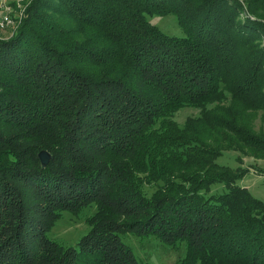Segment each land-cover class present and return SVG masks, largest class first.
<instances>
[{
    "label": "trees",
    "instance_id": "16d2710c",
    "mask_svg": "<svg viewBox=\"0 0 264 264\" xmlns=\"http://www.w3.org/2000/svg\"><path fill=\"white\" fill-rule=\"evenodd\" d=\"M248 4L30 2L0 40V264H139L127 234L184 244L181 264H264V205L217 163L264 156L247 119L264 109V25ZM168 16L170 34L152 22ZM183 108L200 114L179 127ZM91 210L77 247L49 237Z\"/></svg>",
    "mask_w": 264,
    "mask_h": 264
},
{
    "label": "rangeland",
    "instance_id": "374dc122",
    "mask_svg": "<svg viewBox=\"0 0 264 264\" xmlns=\"http://www.w3.org/2000/svg\"><path fill=\"white\" fill-rule=\"evenodd\" d=\"M4 8L8 9L9 16L13 23L11 26L0 29V40L10 38L20 26L26 16V9L33 0H0ZM241 5L250 6L253 4V11L264 25V0H236ZM158 25L160 30L173 33L177 30L175 20L168 17H160L152 21ZM261 41L256 45L261 48L259 53L264 55V28L260 32ZM200 110L196 108H183L176 112L172 120L183 127L187 119L198 118ZM252 131L264 138V109L253 110L248 114ZM217 159V163L232 169H244L246 175L237 184L245 188L250 195L264 205V156H260L252 151L245 150H226ZM215 190V188H213ZM91 212H85L80 216H72L68 213L58 221L50 231L49 237L66 247H77L79 240L87 233L88 227L85 217ZM123 243L129 246L139 259V264H181L186 251L185 245L177 243L169 246L152 237H138L137 235L127 234L122 237Z\"/></svg>",
    "mask_w": 264,
    "mask_h": 264
},
{
    "label": "built area",
    "instance_id": "2783aa9c",
    "mask_svg": "<svg viewBox=\"0 0 264 264\" xmlns=\"http://www.w3.org/2000/svg\"><path fill=\"white\" fill-rule=\"evenodd\" d=\"M9 10L4 8L3 2L0 1V29L12 25L13 21L8 14Z\"/></svg>",
    "mask_w": 264,
    "mask_h": 264
},
{
    "label": "water",
    "instance_id": "95a60500",
    "mask_svg": "<svg viewBox=\"0 0 264 264\" xmlns=\"http://www.w3.org/2000/svg\"><path fill=\"white\" fill-rule=\"evenodd\" d=\"M38 159L40 161V164L43 168L47 167L50 160H51V157L50 155L45 152V151H41L39 154H38Z\"/></svg>",
    "mask_w": 264,
    "mask_h": 264
}]
</instances>
